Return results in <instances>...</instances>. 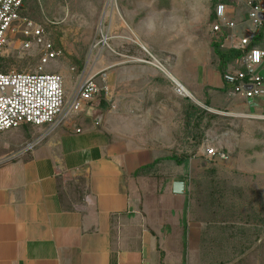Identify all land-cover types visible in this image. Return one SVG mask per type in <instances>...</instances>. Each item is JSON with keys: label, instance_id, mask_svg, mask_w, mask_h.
<instances>
[{"label": "crops", "instance_id": "1", "mask_svg": "<svg viewBox=\"0 0 264 264\" xmlns=\"http://www.w3.org/2000/svg\"><path fill=\"white\" fill-rule=\"evenodd\" d=\"M240 1L247 10L245 0ZM237 9L228 7V14L236 23L233 35L243 37L248 26L239 14L243 9ZM235 14L236 19L231 17ZM138 42L141 46H133L130 54L151 64L114 58L103 63L98 57L77 77L66 68L58 73L71 99L83 73L93 76L113 66L108 73L111 101L94 107L102 112L100 124L86 116L87 108L71 114L54 131L26 126L35 135L25 142L36 143L31 150L7 154L10 144L2 148L0 264H178L175 258L187 256L191 264H201L203 238L214 228L228 231L221 232L228 238L238 227L248 228L242 219L249 214L242 209L224 213L226 206L214 205L203 211L204 203L214 200L208 196L219 190L216 181L227 177L217 165L229 161L206 158L205 141L214 139L212 143L227 152L223 142L202 136L196 155L183 161L168 149L176 144L174 123L194 102L201 111L206 106L221 112L208 95L198 94L202 102L187 88L223 93L224 115L249 121L263 120L264 98L245 100L233 93L212 45L210 51L194 53L188 68L194 81L187 79L192 86L186 88L181 69L172 65L181 62V52ZM230 43L236 45V39ZM179 85L189 96L177 92ZM181 103H188L187 109L181 111ZM177 182L184 183L181 194L174 191Z\"/></svg>", "mask_w": 264, "mask_h": 264}, {"label": "rangeland", "instance_id": "2", "mask_svg": "<svg viewBox=\"0 0 264 264\" xmlns=\"http://www.w3.org/2000/svg\"><path fill=\"white\" fill-rule=\"evenodd\" d=\"M224 4L243 9L239 13L242 22L247 18L248 11L244 10L240 0ZM26 8L29 18L42 26L55 48L62 51L61 58L50 61L44 67L46 73H60L62 68H66L77 77L88 62L92 64L98 57L103 63L109 59L113 61L114 58V62L151 64L147 59H138L129 52L133 50V46H141L139 40L147 46H160L161 50L167 52H181V62H178L181 66L177 62L172 65L181 69V81L187 88L191 84L186 80L194 81V76L193 80L189 77L191 70L188 69L189 62L192 64L196 57L194 53L197 55L196 53L205 50L210 51L212 43H218L211 33L214 23L213 0H27ZM231 17L236 19V14ZM228 19H231L229 15ZM237 30L241 32L240 27ZM261 49L264 50V45ZM1 66L6 72L34 73L40 66L39 53L37 49L25 52L16 43L8 50ZM112 68L113 66L107 67L105 71H101L106 72L107 79ZM165 68L169 72L174 71L171 66L165 65ZM261 75L264 77V69L261 70ZM190 89L187 88L202 102L204 98L198 94L208 95L212 106L221 112L211 111L205 106L202 117L196 114L191 121L182 114L174 123L176 144L168 152L170 155L175 153L176 156H181L183 161L196 155L199 147L197 144L202 136L211 135L216 143L223 142L229 149L226 152L229 161L222 160L228 162L218 164L216 169L226 172L227 177L216 181L219 190L208 196L214 200L204 203L203 211L207 212L216 205L217 208L226 206L224 213L231 210L235 213L242 209L243 214H249L246 218L248 220L242 219V224L249 223L248 228L238 227L234 236H222L221 232L226 235L228 231L224 232L225 229L220 226L204 236L202 259L199 262L264 264V119L249 121L244 117L228 118L222 112L223 97L226 95ZM69 100L66 93V104ZM188 101L192 100L188 98ZM187 104L181 103V111L183 106L187 109ZM195 105L193 106L196 108ZM189 112L193 114L192 110ZM31 131L32 128L22 126L0 133V155L4 152L2 148L9 144L10 150L5 151L7 154L26 147L25 142L35 136ZM212 141H205V149ZM185 169L184 166L181 167L182 171ZM223 212L217 210V213ZM221 221L219 219L218 223ZM178 258L181 257L175 258L174 263L192 262L188 256L183 260Z\"/></svg>", "mask_w": 264, "mask_h": 264}, {"label": "built area", "instance_id": "3", "mask_svg": "<svg viewBox=\"0 0 264 264\" xmlns=\"http://www.w3.org/2000/svg\"><path fill=\"white\" fill-rule=\"evenodd\" d=\"M26 0H0V60L11 46L18 43L27 52L37 49L40 66L34 73L3 72L0 64V133L28 125L57 129L74 113L94 108L97 102L111 101V87L106 72L93 76L83 73L76 92L66 104L64 78L58 73H46L50 61L62 57V51L48 39L44 28L25 15ZM248 15L242 24L248 27L243 37L234 36L236 23L228 19V6L219 4L211 33L224 48L236 49L241 56L223 73L225 83L233 93L245 100L264 98V50L249 49L252 41L264 34V0H245ZM249 24V25H248ZM236 39V45L230 43ZM179 85L177 92L184 94ZM264 119L263 117H261ZM36 143L26 146L34 148ZM204 156L210 161L228 160V153L215 144H208Z\"/></svg>", "mask_w": 264, "mask_h": 264}, {"label": "trees", "instance_id": "4", "mask_svg": "<svg viewBox=\"0 0 264 264\" xmlns=\"http://www.w3.org/2000/svg\"><path fill=\"white\" fill-rule=\"evenodd\" d=\"M232 0H213V8H214V19H215V10L216 7L219 4H229L231 3ZM27 7V0L25 1V8ZM27 8L25 11V15L29 18V15L27 13ZM264 44V34L261 33L259 37H257L256 39H254L251 43V45L249 46V49H252L254 47H259L261 48L262 45ZM212 47L214 50L215 55L217 56L218 60H219V69L221 70L222 73H224L227 68L232 65L235 60H237L240 56H241V52L239 50L236 49H228V48H224L222 42H218V43H212ZM5 60V58L3 60H0V64H3V61ZM1 70L3 72L4 68L2 66ZM101 108L105 107L106 105L104 104L103 101L100 102L99 105ZM191 110L193 111V114L190 113L189 111L186 113L185 117L187 118L188 121H191L193 119V117L196 116V114H199L200 117H202L201 115L204 113L201 110H199L198 108L192 107ZM199 124V123H198ZM28 126V125H25Z\"/></svg>", "mask_w": 264, "mask_h": 264}, {"label": "water", "instance_id": "5", "mask_svg": "<svg viewBox=\"0 0 264 264\" xmlns=\"http://www.w3.org/2000/svg\"><path fill=\"white\" fill-rule=\"evenodd\" d=\"M264 18V17H263ZM87 117H91L96 123L100 124L102 121V112L96 108H89L86 112ZM184 183L177 182L174 184V191L176 194L184 192Z\"/></svg>", "mask_w": 264, "mask_h": 264}, {"label": "bare ground", "instance_id": "6", "mask_svg": "<svg viewBox=\"0 0 264 264\" xmlns=\"http://www.w3.org/2000/svg\"><path fill=\"white\" fill-rule=\"evenodd\" d=\"M184 90H185V91L183 92L184 95L189 96V93L186 91V89H184Z\"/></svg>", "mask_w": 264, "mask_h": 264}]
</instances>
